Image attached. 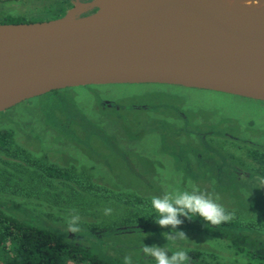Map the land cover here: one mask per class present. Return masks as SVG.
Listing matches in <instances>:
<instances>
[{
    "label": "rangeland",
    "instance_id": "rangeland-1",
    "mask_svg": "<svg viewBox=\"0 0 264 264\" xmlns=\"http://www.w3.org/2000/svg\"><path fill=\"white\" fill-rule=\"evenodd\" d=\"M73 1L0 6L3 14L44 19L63 16ZM102 100L114 108H103ZM0 129L12 132L0 149V202L19 205L66 241L105 254L109 264H123L125 256L132 264H155L142 251L154 244L195 251L208 263L247 262L227 241L204 233L175 229L187 239L169 243L163 234L172 229L131 228L152 226L151 198L177 188L197 186L264 243V167L257 160L264 155V101L166 84L86 85L1 111ZM49 168L63 176H46ZM73 209L77 233L66 222Z\"/></svg>",
    "mask_w": 264,
    "mask_h": 264
},
{
    "label": "water",
    "instance_id": "water-1",
    "mask_svg": "<svg viewBox=\"0 0 264 264\" xmlns=\"http://www.w3.org/2000/svg\"><path fill=\"white\" fill-rule=\"evenodd\" d=\"M73 4L56 19L0 24V112L54 90L107 84H166L264 101V18L247 29L222 0ZM195 15L205 35L171 40Z\"/></svg>",
    "mask_w": 264,
    "mask_h": 264
},
{
    "label": "trees",
    "instance_id": "trees-1",
    "mask_svg": "<svg viewBox=\"0 0 264 264\" xmlns=\"http://www.w3.org/2000/svg\"><path fill=\"white\" fill-rule=\"evenodd\" d=\"M17 22L10 20V23ZM58 92L59 90H54L48 94L54 96ZM47 117H53L52 111L47 112ZM11 142L12 132L0 129V149L7 148ZM257 160L264 167V155H258ZM47 170L49 172L46 176H63L60 169ZM67 175L68 179L72 178ZM180 219L183 223L176 229L200 232L227 241L238 253L247 256V262L242 264H264V243L252 238L235 217L229 222L209 227L198 216L192 220L184 217ZM151 227L161 228L155 223L152 226L143 224L131 228L144 230ZM188 254L196 264H234L203 262L197 260V252L190 251ZM67 261L78 264H109L110 260L105 254H95L80 243L66 241L59 230L46 225L19 205L0 202V264H66Z\"/></svg>",
    "mask_w": 264,
    "mask_h": 264
},
{
    "label": "clouds",
    "instance_id": "clouds-1",
    "mask_svg": "<svg viewBox=\"0 0 264 264\" xmlns=\"http://www.w3.org/2000/svg\"><path fill=\"white\" fill-rule=\"evenodd\" d=\"M151 213L156 214L155 223L161 228H171V234L163 235L168 242H174L177 239H187L182 231L175 229L183 223L180 217L192 220L199 217L205 222V226L220 225L231 221L234 214L228 212L221 204L217 203L211 196L201 192L197 186L191 190L174 189L162 196H153L150 201ZM111 209H105V215L111 214ZM72 215L66 219L70 232L77 233L80 231V217L76 210H72ZM150 213V214H151ZM143 253L154 259L155 264H187L189 255L187 251L180 249L169 251L164 246L143 245ZM171 252L169 256L168 253ZM123 264H132L131 256H125Z\"/></svg>",
    "mask_w": 264,
    "mask_h": 264
},
{
    "label": "bare ground",
    "instance_id": "bare-ground-1",
    "mask_svg": "<svg viewBox=\"0 0 264 264\" xmlns=\"http://www.w3.org/2000/svg\"><path fill=\"white\" fill-rule=\"evenodd\" d=\"M233 18L243 20L254 27L264 18V0H222ZM206 33L199 16L195 15L183 24L180 30L171 35V40L187 42L190 36L203 37ZM198 42V41H197Z\"/></svg>",
    "mask_w": 264,
    "mask_h": 264
},
{
    "label": "flooded vegetation",
    "instance_id": "flooded-vegetation-1",
    "mask_svg": "<svg viewBox=\"0 0 264 264\" xmlns=\"http://www.w3.org/2000/svg\"><path fill=\"white\" fill-rule=\"evenodd\" d=\"M1 1H7V0H0V2ZM60 1V3H66V4H64L63 3V5H68L67 3H72V1L73 0H69V2L68 1H66V0H59ZM81 1H88V0H81ZM1 7V6H0ZM63 8H65L64 6H63ZM5 11V8H3V7H1L0 8V24H16V23H10V20H17L18 22L17 23H31V22H42V21H48V20H52V19H56V18H59V17H61V16H59V17H54V18H44V19H36V18H24V17H22L23 19H20V18H17V17H14V16H11V14H3L2 12H4ZM97 86H99V85H97ZM64 89H68V88H64ZM61 90H63V89H60L59 91H61ZM47 94V93H46ZM43 95H45V94H43ZM37 97H39V96H37ZM102 105H103V108H106V107H109V108H114V103H113V101H106V100H102ZM135 106V105H134ZM134 106H130L131 108H134ZM117 107V106H116ZM118 108V107H117ZM123 108H127V106H125V107H123Z\"/></svg>",
    "mask_w": 264,
    "mask_h": 264
}]
</instances>
